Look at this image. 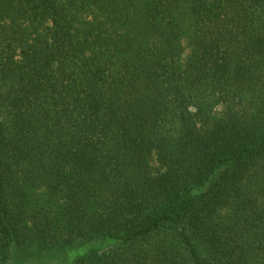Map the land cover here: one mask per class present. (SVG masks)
<instances>
[{"label": "trees", "instance_id": "obj_1", "mask_svg": "<svg viewBox=\"0 0 264 264\" xmlns=\"http://www.w3.org/2000/svg\"><path fill=\"white\" fill-rule=\"evenodd\" d=\"M105 240L264 264V0H0V264Z\"/></svg>", "mask_w": 264, "mask_h": 264}, {"label": "rangeland", "instance_id": "obj_2", "mask_svg": "<svg viewBox=\"0 0 264 264\" xmlns=\"http://www.w3.org/2000/svg\"><path fill=\"white\" fill-rule=\"evenodd\" d=\"M186 53H187V51H186ZM108 243H109V241H106V240L105 241H93V242H90V243L85 244L83 246H80L78 248L65 250V251H63L64 261H66V264H71L76 257H78L79 255H82L83 253H85L89 249L101 248V247L106 246ZM52 254H54V255H49V256H50V258L54 259L56 253H52ZM12 263L18 264V262H13V261H12ZM23 264H28V263H23Z\"/></svg>", "mask_w": 264, "mask_h": 264}]
</instances>
